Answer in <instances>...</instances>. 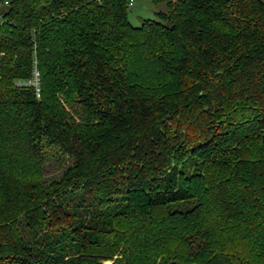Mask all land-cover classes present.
<instances>
[{
	"label": "trees",
	"instance_id": "1",
	"mask_svg": "<svg viewBox=\"0 0 264 264\" xmlns=\"http://www.w3.org/2000/svg\"><path fill=\"white\" fill-rule=\"evenodd\" d=\"M150 1H0V264H264V0Z\"/></svg>",
	"mask_w": 264,
	"mask_h": 264
},
{
	"label": "rangeland",
	"instance_id": "2",
	"mask_svg": "<svg viewBox=\"0 0 264 264\" xmlns=\"http://www.w3.org/2000/svg\"><path fill=\"white\" fill-rule=\"evenodd\" d=\"M1 1V0H0ZM133 1V5L129 7L128 18L133 26H140L145 20L157 19V11L160 9L165 10L163 5L156 7L150 0H128ZM6 8V5L2 6L0 2V8ZM57 158H53L51 161L46 162L45 174L47 177H55L59 175L60 170L58 164L55 163ZM104 264H112V261H105Z\"/></svg>",
	"mask_w": 264,
	"mask_h": 264
},
{
	"label": "built area",
	"instance_id": "3",
	"mask_svg": "<svg viewBox=\"0 0 264 264\" xmlns=\"http://www.w3.org/2000/svg\"><path fill=\"white\" fill-rule=\"evenodd\" d=\"M8 2H5V4H7ZM131 5V3H130ZM2 18V15H0V20ZM34 72H33V79L27 83V85L29 86H33V87H38L39 83H40V72L37 66V62H34V66H33Z\"/></svg>",
	"mask_w": 264,
	"mask_h": 264
}]
</instances>
